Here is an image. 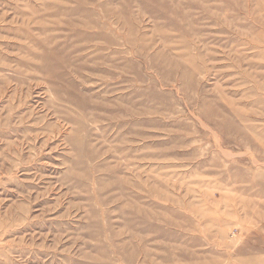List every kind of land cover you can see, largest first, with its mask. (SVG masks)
I'll return each mask as SVG.
<instances>
[{
	"label": "rangeland",
	"instance_id": "1",
	"mask_svg": "<svg viewBox=\"0 0 264 264\" xmlns=\"http://www.w3.org/2000/svg\"><path fill=\"white\" fill-rule=\"evenodd\" d=\"M0 264H264V0H0Z\"/></svg>",
	"mask_w": 264,
	"mask_h": 264
}]
</instances>
